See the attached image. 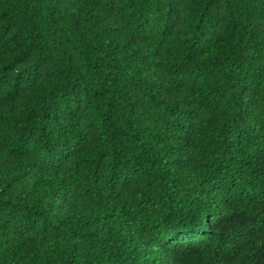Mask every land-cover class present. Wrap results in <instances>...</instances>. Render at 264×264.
<instances>
[{
    "label": "trees",
    "instance_id": "1",
    "mask_svg": "<svg viewBox=\"0 0 264 264\" xmlns=\"http://www.w3.org/2000/svg\"><path fill=\"white\" fill-rule=\"evenodd\" d=\"M0 264H264V0H0Z\"/></svg>",
    "mask_w": 264,
    "mask_h": 264
}]
</instances>
